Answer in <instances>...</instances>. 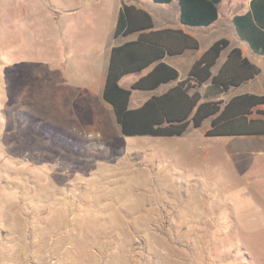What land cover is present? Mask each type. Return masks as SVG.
I'll use <instances>...</instances> for the list:
<instances>
[{
	"label": "rangeland",
	"instance_id": "1",
	"mask_svg": "<svg viewBox=\"0 0 264 264\" xmlns=\"http://www.w3.org/2000/svg\"><path fill=\"white\" fill-rule=\"evenodd\" d=\"M126 1L156 27L178 25L175 1ZM236 1L222 0L219 15L241 13ZM114 8L0 0V264H264V136L205 137L207 119L180 137H124L95 80ZM215 26L172 59L181 76L211 43L233 39ZM174 84L133 92L129 108ZM237 240L241 251L225 257Z\"/></svg>",
	"mask_w": 264,
	"mask_h": 264
},
{
	"label": "trees",
	"instance_id": "2",
	"mask_svg": "<svg viewBox=\"0 0 264 264\" xmlns=\"http://www.w3.org/2000/svg\"><path fill=\"white\" fill-rule=\"evenodd\" d=\"M152 1L164 5L176 1L179 22L186 27H208L219 18L221 0ZM232 21L237 37L248 45L254 55L264 56V0H251L248 10L234 16ZM134 34H137L135 40L112 48L102 92V99L111 106L124 137H180L189 126L198 129L207 119H210V128L205 131V137L264 135V110L256 109L264 106V94L236 95L227 101L214 99L260 74V69L243 57L239 48L229 49L228 39L214 41L192 64L187 77L178 81L177 70L163 59L181 55L186 50H197L198 41L179 29L154 30L153 19L148 12L122 4L114 37L117 39ZM227 49L225 60L214 74L213 68ZM149 67L150 71L129 89L119 85L124 76L140 73ZM171 82L175 84L164 93L150 97L138 108H129L132 92L154 91ZM204 85L207 88L201 94L199 89ZM252 115H258L259 118H252ZM1 207L8 209V212L12 209V205L7 203ZM180 228L188 231L186 226ZM189 231L194 233V230ZM197 235L206 241L207 233L198 232ZM112 236L113 233H110V239ZM238 242H233L230 252L225 251L223 255L230 258L241 251L242 244L238 246ZM243 253L249 255L247 250ZM248 259L251 262L250 255Z\"/></svg>",
	"mask_w": 264,
	"mask_h": 264
},
{
	"label": "crops",
	"instance_id": "3",
	"mask_svg": "<svg viewBox=\"0 0 264 264\" xmlns=\"http://www.w3.org/2000/svg\"><path fill=\"white\" fill-rule=\"evenodd\" d=\"M250 1L251 0H237L236 2H235V5L234 6H231L230 8H233V9H235V8H242V12L241 13H239V14H236V15H234V16H237V15H240V14H243V13H245L247 10H248V8H249V3H250ZM173 2V1H172ZM171 2V3H172ZM176 2V1H175ZM90 2L88 1V2H84L83 3V5L78 9V10H83L84 9V6H87L88 4H89ZM170 3V4H171ZM221 3H222V0H221ZM220 3V4H221ZM122 4H127V5H133V6H135V7H137V8H141V9H143V10H145L143 7H142V5H135V3H131V2H127L126 0H114V5H115V8H114V10H113V12H112V14H111V20H110V24H112L111 25V27H112V29H111V37L107 40V45H106V47H105V54H104V58H105V70L101 73V75H99V76H96L95 77V80H101V82H102V89H100L101 91H100V93H101V96H102V92H103V88H104V84H105V79H106V73H107V68H108V63H109V58H110V54H111V50H112V48L114 47V46H117V45H121V44H123V43H125V42H129V41H133V40H135L136 38H137V34H134V35H130V36H127V37H119V38H115L114 37V30H115V26H116V21H117V17H118V13H119V10H120V8H121V6H122ZM220 4H219V6H220ZM176 7H177V9H178V4H177V2H176ZM146 11V10H145ZM147 12V11H146ZM71 13H74V10H71V11H69V10H66V11H64V14H66V15H69V14H71ZM178 14H179V11H178ZM234 16H232V17H223V16H221V15H219V18H218V20L214 23V24H212V25H210V26H208V27H198V28H193V27H186V26H183V25H181L180 24V22H179V17H178V25H176V26H169V25H165V26H163V27H156L155 26V24H154V20H153V27H154V30H164V29H179V30H182V32H184V33H186V34H188L189 36H191V37H193L194 39H196L197 41H198V43H199V48H200V42H199V38H198V35H199V33H203V31L205 32L206 31V29H208V28H210V27H212V26H214V25H216L215 27L217 28V29H220V30H222V31H228V32H230L231 30L233 31L232 33V37L231 38H233V39H228V37H221V38H226V39H228L229 40V42H230V46H229V49H231V48H239L240 50H241V53H242V56L243 57H246L249 61H251L253 64H255L259 69H260V74L258 75V76H256L255 78H253V79H251V80H249V81H247V82H245L244 84H242V85H240L239 87H233V88H231V89H239L240 90V93H237V94H234V95H232V96H236V95H242V94H256V95H262V94H264V91H263V89H264V56H256V55H254L251 51H250V49H249V47H248V45L246 44V43H244V42H242L238 37H237V35L235 34V30H234V27H233V18H234ZM152 19H153V17H152ZM233 35H234V37H233ZM220 39V38H219ZM218 40V39H217ZM231 40H234V41H236V43L235 44H233L232 43V41ZM212 44V43H211ZM210 44V45H211ZM209 45V46H210ZM208 46V47H209ZM207 47V48H208ZM199 48L197 49V50H199ZM206 48V49H207ZM206 49H204L203 51H200V54H199V56L197 57V58H195V59H193L190 63H189V67H188V69L185 71L186 72V74H185V76H181V74H180V71H179V69H180V62L179 61H177V60H172V59H174V58H176V57H180V56H186L188 53H189V51H196V50H186L185 52H183L181 55H177V56H172V57H170V56H166L164 59H163V61L165 62V63H167L168 65H170L171 67H173L174 69H176L177 70V72H178V81H180V80H183V79H185L186 77H187V74H188V72H189V70H190V67L192 66V64L202 55V53L206 50ZM229 49H227L226 51H224L222 54H221V57H220V62H219V64H218V62H217V64L218 65H216L214 68H215V71H213V73L215 74L216 72H217V70H218V68H219V66L223 63V61L225 60V58H226V55H227V53H228V50ZM219 61V60H218ZM213 68V69H214ZM150 69H151V67H149L148 69H146V70H144V71H142V72H140V73H136V74H131V75H127V76H124L120 81H119V85L121 86V83H122V81H124L125 80V78L126 77H128V76H132V75H134L133 76V78H132V80H130V81H128L127 82V85H125V86H121L122 88H124V89H129L130 88V86L135 82V81H137L139 78H141V77H143L144 75H146L149 71H150ZM262 78V81H261V83H259L258 81V79L259 78ZM162 86V85H161ZM161 86H159L157 89H155L154 91H156V90H158ZM173 86V85H172ZM172 86H170V87H172ZM205 86V89L207 88V85H204ZM169 87V88H170ZM100 88H101V86H100ZM231 89H229V91H231ZM91 90H93V89H91ZM228 91V92H229ZM135 92V91H134ZM139 92H153V91H139ZM227 92V93H228ZM96 93V92H95ZM89 94V93H88ZM162 94V93H161ZM224 94H226V93H224ZM133 95V92H132V94H131V96ZM157 95H160V94H157ZM152 96H154V95H152ZM151 96V97H152ZM232 96H230L228 99H230ZM131 99V98H130ZM227 99V100H228ZM147 100V99H146ZM145 100V101H146ZM226 100V101H227ZM145 101H143V102H141L140 103V105L139 106H141ZM130 103V102H129ZM261 107H263V106H259V107H257L256 109H258V110H264L263 108H261ZM138 108V107H137ZM252 118H255V119H257V118H259V116L258 115H252L251 116ZM93 119L95 120V121H98L96 118H94L93 117ZM264 136V135H263ZM262 136V137H263ZM254 137H261V136H253V137H251V138H254Z\"/></svg>",
	"mask_w": 264,
	"mask_h": 264
}]
</instances>
